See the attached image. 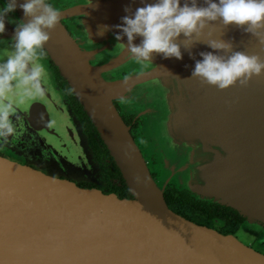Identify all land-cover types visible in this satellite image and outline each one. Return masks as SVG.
<instances>
[{
    "label": "water",
    "instance_id": "obj_1",
    "mask_svg": "<svg viewBox=\"0 0 264 264\" xmlns=\"http://www.w3.org/2000/svg\"><path fill=\"white\" fill-rule=\"evenodd\" d=\"M63 1L68 5L59 10L60 22L43 51L85 110L132 198L80 188L0 156V264H264L263 254L234 236L175 214L163 195L175 182L264 225V75L224 91L188 79L202 59L199 53L213 51L204 43L191 48L194 59L181 46L182 60L154 54L152 62H137L127 38L115 40V26L129 15L125 8L143 7L141 0ZM6 2L0 0V9ZM23 19L19 8L5 18L0 63L12 51L14 29ZM104 26L108 30L101 35ZM211 38L264 59V46L235 26L217 25ZM200 39H209L207 31ZM39 63L45 69L41 91L26 96L14 87L3 100L11 104L14 130L0 137V145L64 170L89 171L90 154L75 121L43 59ZM114 100L138 102L158 129L150 135L162 170L159 182Z\"/></svg>",
    "mask_w": 264,
    "mask_h": 264
},
{
    "label": "clouds",
    "instance_id": "obj_2",
    "mask_svg": "<svg viewBox=\"0 0 264 264\" xmlns=\"http://www.w3.org/2000/svg\"><path fill=\"white\" fill-rule=\"evenodd\" d=\"M143 7L122 17V23L115 28L120 33L116 41L127 38V51L137 62H152L154 54L162 59L182 60L181 46L192 57L191 48L204 43L213 51L200 52L201 60L188 79L199 80L201 85L215 87L219 91L233 86L247 87L250 80L264 75V59L235 51L232 42L213 39L216 26L223 29L235 26L236 29L255 37L264 46V0H155L149 3L141 0ZM23 12L24 19L14 29L12 51L5 62L0 63V137L13 133L9 120L11 104L3 100L13 88L23 90L24 95L41 91V79L45 69L39 60L51 33L61 19V12L48 0H7L0 9V34L6 30L5 18ZM104 26L101 35L107 31ZM207 31L209 39H200ZM181 35L183 40L179 38ZM137 37L139 44L134 43ZM215 53V54H214ZM13 82H15L13 84Z\"/></svg>",
    "mask_w": 264,
    "mask_h": 264
},
{
    "label": "flooded vegetation",
    "instance_id": "obj_3",
    "mask_svg": "<svg viewBox=\"0 0 264 264\" xmlns=\"http://www.w3.org/2000/svg\"><path fill=\"white\" fill-rule=\"evenodd\" d=\"M48 3H51L59 10L64 9L68 5V2L63 0H48ZM63 24L67 28L70 26L68 21H64ZM41 59H43L49 70L53 87L59 94L61 102L67 106L70 115L76 122L82 146L89 152L93 168L89 171L64 170L60 165L52 163L47 158L41 157L39 160L34 158L32 154L18 153L14 149L3 145H0V156L31 167L43 174L61 180L72 181L80 188H94L105 195L114 194L120 199L132 198L131 192L115 161L110 156L85 110L76 100L66 81L60 76L57 67L51 62L45 52H43ZM113 105L124 124L128 127L129 134L140 150L151 176L157 182L161 177L160 173H162V170L158 155L155 154V149L151 146L153 140L152 135H150L151 131H148L151 127V117L145 113L142 105L133 100L126 102L114 100ZM181 190L183 189L173 182L168 183L164 189V199L171 211L190 222L213 229L222 235H232L245 246L264 255L263 224L250 222L236 210L221 204L215 199L202 200L196 194L184 190L187 192L185 195L189 197V200L197 202L200 208L197 209L198 205L188 207L181 202ZM207 208L221 209L222 214L211 218L205 210Z\"/></svg>",
    "mask_w": 264,
    "mask_h": 264
},
{
    "label": "trees",
    "instance_id": "obj_4",
    "mask_svg": "<svg viewBox=\"0 0 264 264\" xmlns=\"http://www.w3.org/2000/svg\"><path fill=\"white\" fill-rule=\"evenodd\" d=\"M185 194H187V192L184 191V190H181V202H183L188 207H192V205H198L197 209L200 208L199 204H197V202H195L193 200H189V197H187ZM194 208H196V207H194ZM205 210L207 211V213H209V217H211V218H212V216H216L218 214H222L221 213V211H222L221 209H210V208H207Z\"/></svg>",
    "mask_w": 264,
    "mask_h": 264
},
{
    "label": "rangeland",
    "instance_id": "obj_5",
    "mask_svg": "<svg viewBox=\"0 0 264 264\" xmlns=\"http://www.w3.org/2000/svg\"><path fill=\"white\" fill-rule=\"evenodd\" d=\"M70 25H71V23H70ZM69 28V27H68ZM123 74H130V73H126L125 71H123L122 72V74L121 75H123ZM75 125H76V122H75ZM77 129V128H76ZM78 131V130H77ZM149 132L150 131H155V132H157L158 131V129L157 128H153L152 126L149 128V130H148ZM81 137V136H80ZM86 150V149H85ZM91 158V157H90ZM90 160V164H91V166H93L92 165V162H91V159H89ZM88 169V168H87ZM92 170V169H91ZM74 171V170H73ZM160 175H161V173H160ZM157 182H159V180H157ZM172 183V182H171ZM174 184H176L175 182H173Z\"/></svg>",
    "mask_w": 264,
    "mask_h": 264
}]
</instances>
